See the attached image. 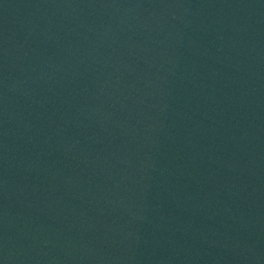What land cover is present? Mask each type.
I'll return each mask as SVG.
<instances>
[{"label": "water", "instance_id": "95a60500", "mask_svg": "<svg viewBox=\"0 0 264 264\" xmlns=\"http://www.w3.org/2000/svg\"><path fill=\"white\" fill-rule=\"evenodd\" d=\"M0 264H264V0H0Z\"/></svg>", "mask_w": 264, "mask_h": 264}]
</instances>
